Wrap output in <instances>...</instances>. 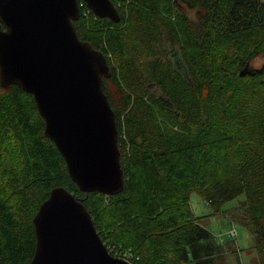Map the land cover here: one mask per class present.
<instances>
[{"label":"trees","instance_id":"trees-1","mask_svg":"<svg viewBox=\"0 0 264 264\" xmlns=\"http://www.w3.org/2000/svg\"><path fill=\"white\" fill-rule=\"evenodd\" d=\"M111 1L118 23L79 0L75 27L110 68L124 189L81 192L33 95L0 84V264H30L34 217L59 187L83 203L109 252L129 249L133 264L223 258V239L193 214V192L250 230L264 264V61L254 66L264 60V0Z\"/></svg>","mask_w":264,"mask_h":264},{"label":"water","instance_id":"water-1","mask_svg":"<svg viewBox=\"0 0 264 264\" xmlns=\"http://www.w3.org/2000/svg\"><path fill=\"white\" fill-rule=\"evenodd\" d=\"M97 17L118 23L111 0H81ZM79 0H0V84L33 95L45 135L84 193L120 194L125 185L115 113L104 92L105 55L82 41ZM30 264H133L113 256L86 207L63 187L34 217Z\"/></svg>","mask_w":264,"mask_h":264},{"label":"rangeland","instance_id":"rangeland-1","mask_svg":"<svg viewBox=\"0 0 264 264\" xmlns=\"http://www.w3.org/2000/svg\"><path fill=\"white\" fill-rule=\"evenodd\" d=\"M189 14L194 16L193 12ZM263 61L264 60L261 58L256 60L254 66L260 68ZM240 199L241 198L227 203L223 207L224 211H230L238 206ZM190 205L194 216L200 218L201 225L210 230L218 241L223 239V242H220H222L224 248V256L217 261V264H262L259 252L256 248L255 238L247 227L239 223L231 225L233 223L230 222L226 214L218 216L212 215V209L208 202L197 192L192 193ZM233 229L237 232L236 238H231L229 236V233ZM118 249L120 251H117L116 255H118L119 258L130 261L129 255L132 254V251L123 249L121 246ZM111 250L116 251V248L113 247Z\"/></svg>","mask_w":264,"mask_h":264},{"label":"built area","instance_id":"built-area-1","mask_svg":"<svg viewBox=\"0 0 264 264\" xmlns=\"http://www.w3.org/2000/svg\"><path fill=\"white\" fill-rule=\"evenodd\" d=\"M230 234H231V236H236V232L235 231H232Z\"/></svg>","mask_w":264,"mask_h":264}]
</instances>
